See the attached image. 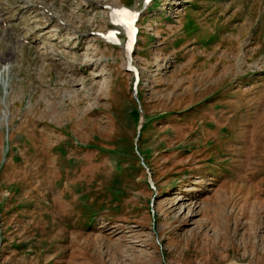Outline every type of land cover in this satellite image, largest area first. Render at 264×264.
<instances>
[{"label":"rangeland","instance_id":"rangeland-1","mask_svg":"<svg viewBox=\"0 0 264 264\" xmlns=\"http://www.w3.org/2000/svg\"><path fill=\"white\" fill-rule=\"evenodd\" d=\"M0 264H264V0H0Z\"/></svg>","mask_w":264,"mask_h":264},{"label":"snow or ice","instance_id":"snow-or-ice-1","mask_svg":"<svg viewBox=\"0 0 264 264\" xmlns=\"http://www.w3.org/2000/svg\"><path fill=\"white\" fill-rule=\"evenodd\" d=\"M121 13L125 15L126 19H117L114 23L125 24L126 26H130L131 19L134 18L135 13H127L125 10H121ZM113 34H110V36Z\"/></svg>","mask_w":264,"mask_h":264},{"label":"water","instance_id":"water-1","mask_svg":"<svg viewBox=\"0 0 264 264\" xmlns=\"http://www.w3.org/2000/svg\"><path fill=\"white\" fill-rule=\"evenodd\" d=\"M139 118H140V119H139V121H138L137 130H139V128H140V126H141V123H142V117H141V115H140ZM136 135H138V131H136Z\"/></svg>","mask_w":264,"mask_h":264},{"label":"bare ground","instance_id":"bare-ground-1","mask_svg":"<svg viewBox=\"0 0 264 264\" xmlns=\"http://www.w3.org/2000/svg\"><path fill=\"white\" fill-rule=\"evenodd\" d=\"M108 10L110 11V9H108ZM118 15H119L120 17H122V18H126L125 15H123L121 12H119ZM119 16H118V17H119Z\"/></svg>","mask_w":264,"mask_h":264}]
</instances>
